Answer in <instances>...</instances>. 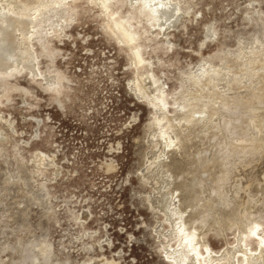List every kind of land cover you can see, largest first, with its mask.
Wrapping results in <instances>:
<instances>
[{
	"label": "rangeland",
	"instance_id": "obj_1",
	"mask_svg": "<svg viewBox=\"0 0 264 264\" xmlns=\"http://www.w3.org/2000/svg\"><path fill=\"white\" fill-rule=\"evenodd\" d=\"M0 20V264H264V0Z\"/></svg>",
	"mask_w": 264,
	"mask_h": 264
},
{
	"label": "bare ground",
	"instance_id": "obj_2",
	"mask_svg": "<svg viewBox=\"0 0 264 264\" xmlns=\"http://www.w3.org/2000/svg\"><path fill=\"white\" fill-rule=\"evenodd\" d=\"M143 1H145V0H143ZM147 1V0H146ZM146 3V2H145ZM151 10H153L152 8H151ZM0 22L2 23V21L0 20ZM114 24H116V27L118 28V29H120L121 30V33L123 34V37H124V39L126 40V41H130V40H132V37L130 36V34H128V32L126 31V29H124V28H122L121 27V25L118 23H114ZM260 233V232H259ZM258 233V231H255L254 232V234L257 236V238H258V243L260 244V245H264V236H261L260 234ZM264 235V234H263ZM182 236H184V235H182ZM190 244V243H189ZM188 245V244H187ZM190 246V245H189ZM191 247V246H190ZM263 247V246H262ZM196 248H192L191 249V252H196ZM183 260V259H182Z\"/></svg>",
	"mask_w": 264,
	"mask_h": 264
}]
</instances>
